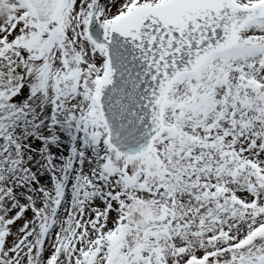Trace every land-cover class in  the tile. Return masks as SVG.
Masks as SVG:
<instances>
[{
  "label": "snow or ice",
  "instance_id": "1",
  "mask_svg": "<svg viewBox=\"0 0 264 264\" xmlns=\"http://www.w3.org/2000/svg\"><path fill=\"white\" fill-rule=\"evenodd\" d=\"M3 65L105 153L47 264H264V0H0Z\"/></svg>",
  "mask_w": 264,
  "mask_h": 264
},
{
  "label": "rangeland",
  "instance_id": "2",
  "mask_svg": "<svg viewBox=\"0 0 264 264\" xmlns=\"http://www.w3.org/2000/svg\"><path fill=\"white\" fill-rule=\"evenodd\" d=\"M0 84L16 89L0 98L11 116L0 117V264H47L57 238L103 205L105 153L69 117L70 99L40 87L35 72L0 66Z\"/></svg>",
  "mask_w": 264,
  "mask_h": 264
},
{
  "label": "bare ground",
  "instance_id": "3",
  "mask_svg": "<svg viewBox=\"0 0 264 264\" xmlns=\"http://www.w3.org/2000/svg\"><path fill=\"white\" fill-rule=\"evenodd\" d=\"M64 131H65V130H64ZM66 133H67V132L65 131V134H66ZM8 160H10V159H8ZM1 167H2V165L0 164V169H1ZM59 178H60V173H59V171H57L55 177L53 178L55 184H58V182H59Z\"/></svg>",
  "mask_w": 264,
  "mask_h": 264
}]
</instances>
